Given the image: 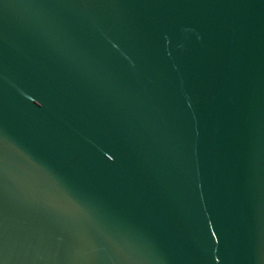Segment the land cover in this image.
<instances>
[{
    "label": "water",
    "instance_id": "water-1",
    "mask_svg": "<svg viewBox=\"0 0 264 264\" xmlns=\"http://www.w3.org/2000/svg\"><path fill=\"white\" fill-rule=\"evenodd\" d=\"M0 229L6 264H264V0H0Z\"/></svg>",
    "mask_w": 264,
    "mask_h": 264
},
{
    "label": "snow or ice",
    "instance_id": "snow-or-ice-1",
    "mask_svg": "<svg viewBox=\"0 0 264 264\" xmlns=\"http://www.w3.org/2000/svg\"><path fill=\"white\" fill-rule=\"evenodd\" d=\"M4 235L2 229H0V264H6L4 259ZM103 245V241L90 240L89 247L95 249ZM88 259L93 261V264H103L104 257L102 255L88 256L85 254Z\"/></svg>",
    "mask_w": 264,
    "mask_h": 264
}]
</instances>
